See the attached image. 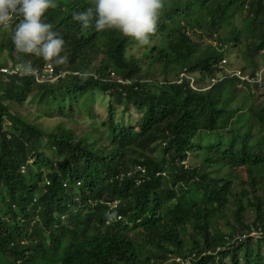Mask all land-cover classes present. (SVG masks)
Wrapping results in <instances>:
<instances>
[{
    "label": "trees",
    "instance_id": "16d2710c",
    "mask_svg": "<svg viewBox=\"0 0 264 264\" xmlns=\"http://www.w3.org/2000/svg\"><path fill=\"white\" fill-rule=\"evenodd\" d=\"M55 3L44 20L65 42L63 65L16 51L22 17L0 26V68L30 61L38 72L46 63L68 72L40 84L0 74V264H264V71L258 84L219 68L237 48L242 74L257 73L264 0H164L156 32L130 58L134 38L73 19L93 0ZM143 61L157 76L140 71ZM94 91L108 111L86 135L65 122L47 132L10 109L32 99L49 118H69ZM238 94L247 103L230 108ZM237 172L239 190L227 176ZM258 230L262 237L250 236Z\"/></svg>",
    "mask_w": 264,
    "mask_h": 264
},
{
    "label": "clouds",
    "instance_id": "9594fccd",
    "mask_svg": "<svg viewBox=\"0 0 264 264\" xmlns=\"http://www.w3.org/2000/svg\"><path fill=\"white\" fill-rule=\"evenodd\" d=\"M54 7H56L55 0H0V26L8 27L14 15L22 17L20 22L15 25L11 37L16 51L42 57L43 60L51 61L56 65H63L66 58L60 54L65 42L56 31H53V26L44 20L47 10ZM163 8L164 0H93V6L73 13V19L81 24L82 29L93 26L97 31L115 29L143 45L147 44L150 35L156 32L158 18ZM229 54L231 53L229 52ZM232 63L230 58L228 62L224 57L219 63V68H224L231 77L240 79L235 75V72L242 73L241 68H232ZM16 71L22 75L33 76V80L37 82L34 78L37 69L30 61L19 63L16 66ZM263 71L264 63L259 64L255 75ZM63 73L61 78L68 74V72ZM73 75H79V73H73ZM118 81L129 83L121 79ZM37 83L40 84V82ZM120 175H123L122 178ZM158 175L164 174L156 173V176ZM114 179L122 181L125 179V175L123 172L117 173ZM112 202H117L116 206L118 205L116 200L106 203ZM106 203L105 205L108 206ZM108 208L110 211L114 209ZM118 217L120 216H117V219H119Z\"/></svg>",
    "mask_w": 264,
    "mask_h": 264
},
{
    "label": "rangeland",
    "instance_id": "374dc122",
    "mask_svg": "<svg viewBox=\"0 0 264 264\" xmlns=\"http://www.w3.org/2000/svg\"><path fill=\"white\" fill-rule=\"evenodd\" d=\"M190 38L194 41H197L198 38L197 36H193L191 34ZM160 38V36H159ZM158 40V39H157ZM157 40H153L152 43H157ZM200 41L202 44L207 43L208 41L206 39H204L203 37L200 38ZM144 46L140 45V44H131L130 46L127 47L126 51H125V57L126 58H130L131 56H137L140 57L142 52H143ZM237 49V48H236ZM236 49L234 48L232 50V52H230V60L233 61V65L232 68H238V67H243L244 62H243V53L241 51L240 54L235 53ZM255 58V56H254ZM242 59V60H241ZM242 62H241V61ZM256 61H259V64H263L264 63V55H259L256 58ZM143 65L140 68V71L143 72H152L155 76H157L159 69L156 66H150L147 67L146 65H144V61L142 63ZM258 64V65H259ZM248 68V67H247ZM249 69V68H248ZM95 96L92 99V95L90 100H86L85 98H80L79 101H81L82 103L75 105L73 104V108H71L69 111L73 112V115H70L69 118H61L60 116H57V114H54V117L49 118L48 115L45 113V110L43 109V107H37L35 106V104L31 101L32 99H29V101L24 104L22 107H16L14 105L11 106V112L18 110L19 114L22 117H26L30 122L35 123V124H39L40 127L44 130H46L47 132L50 131L56 124H58L59 122H65V128H72L75 132V134L77 135H86L87 132H92L93 130H95L91 123H96L97 125V129H99L100 127V121L104 120L107 116V97L100 94L98 91H94ZM257 95V94H256ZM248 101L247 97H244L242 94H238L237 96L233 97L231 102L229 103V107L230 108H236L241 106V104L245 105ZM68 106H69V102L67 105V101L63 102V107L65 108V110H68ZM42 108V109H41ZM85 108H88V110ZM90 108H94L93 111L91 110V113L94 115V117L96 118L95 120L89 118L87 116L88 112H90ZM78 110H81L82 113L79 114ZM35 111H37V113L39 114V117L36 115ZM121 108L119 110H115V114L116 117L119 118L121 116ZM53 114V113H52ZM128 114H130L129 119L131 121H134V119L136 118V115L134 113H132L131 109L129 110ZM245 113H242L240 115L237 116L236 121L240 122V123H244L245 121V117H244ZM127 116V114H126ZM89 121H88V119ZM41 145L44 146L46 144L47 139L45 137L41 138ZM44 150H48V148H45ZM190 161V160H189ZM195 161H193L194 163ZM210 172H212L211 174L214 173H218V176L221 175L222 173L219 174V170L213 171L211 170ZM237 176H233V175H229L227 174V176H229V178H232L234 185L236 186V190H239L238 184H237V180L243 178L245 179V174H243L242 172H237L236 173ZM254 211L249 208L246 210L245 212V216H246V221L248 223H252L253 222V216H254ZM139 243V242H137Z\"/></svg>",
    "mask_w": 264,
    "mask_h": 264
},
{
    "label": "built area",
    "instance_id": "2783aa9c",
    "mask_svg": "<svg viewBox=\"0 0 264 264\" xmlns=\"http://www.w3.org/2000/svg\"><path fill=\"white\" fill-rule=\"evenodd\" d=\"M224 62V61H223ZM0 74H2V78L4 80H8L7 76H11V75H20L19 72L16 71V67L15 68H8V67H1L0 68ZM64 75V73H54V70L52 69V67L50 66V64H45L44 65V69L42 72H38L37 74L34 76L35 80L37 82H44L47 81L48 83H55L59 80V78H61ZM235 75L237 77H239L242 80H246L249 82H256L258 84H260L261 78H260V74H256L255 76H249V75H243L240 71H236ZM212 83H214V79L211 80ZM137 170L139 169L141 173H144V169L143 168H136ZM23 172V171H22ZM127 175H130V173H128ZM123 175H120V178H122ZM108 205V207L115 208L117 202H112V203H106ZM120 218V217H118ZM250 236L253 237H260L262 236V233L260 232V230L258 231H252Z\"/></svg>",
    "mask_w": 264,
    "mask_h": 264
}]
</instances>
